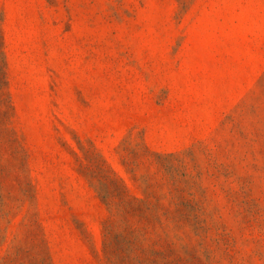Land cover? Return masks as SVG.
Here are the masks:
<instances>
[{
    "label": "rangeland",
    "instance_id": "1",
    "mask_svg": "<svg viewBox=\"0 0 264 264\" xmlns=\"http://www.w3.org/2000/svg\"><path fill=\"white\" fill-rule=\"evenodd\" d=\"M0 264H264V0H0Z\"/></svg>",
    "mask_w": 264,
    "mask_h": 264
}]
</instances>
